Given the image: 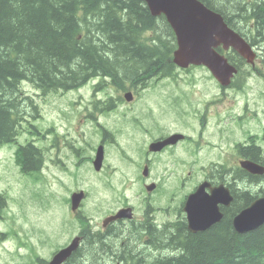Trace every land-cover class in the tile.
<instances>
[{
  "label": "rangeland",
  "instance_id": "374dc122",
  "mask_svg": "<svg viewBox=\"0 0 264 264\" xmlns=\"http://www.w3.org/2000/svg\"><path fill=\"white\" fill-rule=\"evenodd\" d=\"M250 23L254 28L259 26L253 16L249 18ZM261 30L264 32V25ZM255 35L254 31L248 33L250 38ZM261 46L260 54L256 51L254 65L243 67L247 74L239 73L227 88L204 66L177 69L173 77L158 81L154 77H135L136 89L132 87L124 92L120 89L123 96L133 90L140 93L132 109H127L129 103L125 102L121 110L100 119L116 135L115 141L104 148L105 160L100 173L87 160L89 156H96L100 130L95 129V121L84 115L85 110H94L97 94L102 92V99H109L113 82L101 85L97 82L92 86L90 81L76 90L49 94L24 82L21 94L27 97L30 107H26L17 143L0 149V194L5 197V205L0 209V264H41L37 258L49 262L58 250L70 244L81 232L82 223L86 224L71 211L68 200L74 191L88 192L83 213L95 227L93 234L98 232L103 217L123 202L136 206L142 215L141 186L137 178L150 133L138 128H150L158 123L163 128L178 130L182 128L183 118L186 132L195 134V139L201 142V152L197 161L188 151L182 157L186 158L187 170L199 176L208 168L216 171L214 165L219 170H224L225 165V169L235 168L236 174L241 159L237 146L251 144L248 136H255L253 141L264 157V42ZM130 78L133 76L116 80L121 83L126 80V87L130 88ZM98 91L101 92L95 93ZM183 97H187L185 103ZM201 115L207 118L204 127L200 123ZM134 116L142 127L130 121ZM28 144L41 150L44 157L34 173L24 172L18 157L19 147ZM168 168H173V158L165 156L155 176ZM166 183L176 187L173 177ZM238 185L247 186L243 181ZM252 192L262 196L264 183L253 187ZM166 202L165 198L160 205ZM116 245L119 241L115 238L111 244L104 242L99 250L88 243L70 264H90L97 256L99 264H113L111 256L103 251H115ZM84 256L85 262L81 261ZM151 259V263H156L155 257Z\"/></svg>",
  "mask_w": 264,
  "mask_h": 264
},
{
  "label": "trees",
  "instance_id": "16d2710c",
  "mask_svg": "<svg viewBox=\"0 0 264 264\" xmlns=\"http://www.w3.org/2000/svg\"><path fill=\"white\" fill-rule=\"evenodd\" d=\"M201 1L222 14L229 27L248 38L252 46L262 48L264 0ZM251 16L259 29L250 26ZM251 29L256 32L252 38L248 36ZM176 48L175 33L166 18L152 16L142 0H0V149L17 143L26 107H30L21 94L23 82L44 94L67 92L82 88L102 73L114 77L118 89L127 90V81L118 80L123 76H133L129 83H136L138 77H173L178 69L173 62ZM227 57L240 69V75L247 74L243 69L247 62L239 54L232 51ZM253 139L251 145L237 147L239 154L264 164L262 151ZM18 157L26 173L37 172L44 160L41 150L32 144L20 146ZM237 171L234 180L238 184L264 179L240 167ZM235 191L240 197H236L233 208L237 214L256 196ZM4 205L5 197L0 194V209ZM227 220L204 233H188L182 240L172 238L171 251L180 252L167 258L155 257L156 263L150 264H264V226L239 234ZM82 226L87 228L84 223ZM93 232H88L92 236L88 243L99 250L103 239ZM178 232H183V226ZM80 253L79 248L66 264ZM97 257L90 264H99ZM82 260L85 262V256Z\"/></svg>",
  "mask_w": 264,
  "mask_h": 264
},
{
  "label": "flooded vegetation",
  "instance_id": "af4514ba",
  "mask_svg": "<svg viewBox=\"0 0 264 264\" xmlns=\"http://www.w3.org/2000/svg\"><path fill=\"white\" fill-rule=\"evenodd\" d=\"M246 40L250 42L248 38H246ZM108 76L109 75L98 73L96 77L92 78V86L96 85L97 82H100L98 85L106 83L108 79L109 81H112L113 89L110 93L109 99L103 100V93L101 91L95 92L101 93L97 94L98 97L94 101V110L92 112L85 110L86 115H84V117L87 116L88 119L95 121V129L100 130L99 147L104 146V148L115 141L116 135H114V132L108 130L105 124L100 123V119L107 114H114L121 110L125 106V102L129 103L127 109H132V104L140 98L138 90H136V92L133 90L130 91V93H132V99L128 101L126 99V94L123 96L121 90L118 89L114 83V77ZM156 80L158 81L159 78H156ZM130 84L128 85L130 88H127V90L132 87L136 89V83ZM122 91L124 92L126 90ZM186 101L187 97H183V102L185 103ZM199 118L202 127L206 126L207 118L202 115ZM130 121L133 122V124L142 127L137 117L134 116ZM181 123L182 128L178 130H171L168 129V127L163 128L159 126L158 123H155L154 126L150 128H138L139 130L150 133V141L146 152L143 154L142 164L140 165V167H143L137 178V182L141 186V194L139 195L142 197L143 214H139V210L136 206L129 202H123V204L116 210L107 213L103 217L101 223L98 224L99 230L97 233L102 236V245H104V242L106 244H111L114 238L119 241V245L115 246V251L111 250V252L105 253L106 255L111 256L113 264H150L152 261L151 257L167 258L180 252V250L171 251L170 241L172 238H180L182 240L187 237L188 233L197 234L189 229L186 203L189 197L203 184H206L205 191L208 196L211 194L212 189L217 188L222 184L225 185L230 189L233 201L229 206L220 205V211L223 213V219L221 222L215 224L208 230L198 233H204L217 228L225 219H228L227 221H229L234 230L233 220L236 214L233 208L237 197L235 190H237V192H251L256 196L255 199L264 196V194L261 196L255 195V192H252V188L255 186H261L264 183V179L258 181L245 180L243 183L247 186L242 188L237 185L238 180H234L235 168H226L223 173V170H219L218 165H214V168L217 169L216 171H212L211 168H208L203 171L201 176L195 171L187 170L186 158L182 157V153L188 151L190 156L195 158L194 161H197L201 152V142L195 139V134H188L186 132V124L184 123L183 118ZM175 136H180L182 138H179L174 144L151 148V146L165 143ZM173 140H175V138ZM165 156L173 158V168L162 170L157 176H155V172H158L156 168ZM95 158L96 156H89L87 158V160L93 164V167ZM102 170L103 168L100 171H95L100 173ZM171 177H173L174 182L176 183L175 188L168 186L166 183V180ZM187 187L189 191L186 192ZM81 191L85 192V198L82 201L80 208L77 211H73L71 207L72 195ZM258 193L259 192L256 194ZM87 198L88 192L80 189L72 192L70 199L68 200L72 213L80 222H85L87 226L86 229L82 228L79 235H77V237L80 238L81 251L82 248L88 244L90 238L88 232L94 231L95 228L91 224L88 216L83 213L85 200H87ZM165 198L167 199L166 205L161 206V200L164 201ZM237 199H240V197L238 196ZM128 209L132 212L131 219L122 218L106 222V219L112 218L120 211ZM179 226H183L182 233L178 232ZM160 231L161 235L158 234ZM160 239H162L161 242ZM68 245L69 243L62 248H65Z\"/></svg>",
  "mask_w": 264,
  "mask_h": 264
},
{
  "label": "water",
  "instance_id": "95a60500",
  "mask_svg": "<svg viewBox=\"0 0 264 264\" xmlns=\"http://www.w3.org/2000/svg\"><path fill=\"white\" fill-rule=\"evenodd\" d=\"M154 17L164 15L173 29L177 48L173 53V62L180 69L191 66L206 67L223 88L231 86L239 69L233 65L226 55L219 52L235 51L248 64L254 65L257 58L255 49L238 32L229 27L222 14L207 7L201 0H142ZM126 99H132V93L126 94ZM175 138V140H173ZM180 136L172 137L165 143L151 146L174 144ZM105 159L104 146L97 150L94 166L97 171L103 167ZM242 169L252 175L264 176V165L251 160L240 161ZM203 184L192 194L187 203L189 229L194 233L208 230L223 219L220 205L229 206L233 201L230 189L220 185L212 189L211 194L205 191ZM85 198V192L74 193L71 198L73 211L80 208ZM122 218H132L130 209L120 211L116 216L106 219L113 221ZM237 233L247 234L264 226V196L255 199L249 206L241 210L233 220ZM80 248V238L76 237L69 246L58 251L49 264H66Z\"/></svg>",
  "mask_w": 264,
  "mask_h": 264
},
{
  "label": "bare ground",
  "instance_id": "6f19581e",
  "mask_svg": "<svg viewBox=\"0 0 264 264\" xmlns=\"http://www.w3.org/2000/svg\"><path fill=\"white\" fill-rule=\"evenodd\" d=\"M258 146V145H257ZM264 165V164H263ZM71 244V243H70Z\"/></svg>",
  "mask_w": 264,
  "mask_h": 264
}]
</instances>
